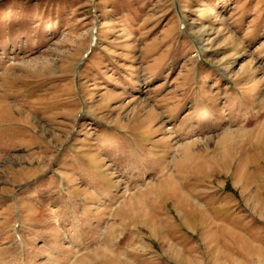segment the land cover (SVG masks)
<instances>
[{
    "label": "rangeland",
    "instance_id": "374dc122",
    "mask_svg": "<svg viewBox=\"0 0 264 264\" xmlns=\"http://www.w3.org/2000/svg\"><path fill=\"white\" fill-rule=\"evenodd\" d=\"M0 264H264V0H0Z\"/></svg>",
    "mask_w": 264,
    "mask_h": 264
}]
</instances>
